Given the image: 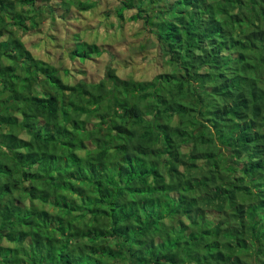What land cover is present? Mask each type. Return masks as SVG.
Returning a JSON list of instances; mask_svg holds the SVG:
<instances>
[{"label": "trees", "instance_id": "trees-1", "mask_svg": "<svg viewBox=\"0 0 264 264\" xmlns=\"http://www.w3.org/2000/svg\"><path fill=\"white\" fill-rule=\"evenodd\" d=\"M59 1L0 0V264H264V0Z\"/></svg>", "mask_w": 264, "mask_h": 264}, {"label": "rangeland", "instance_id": "rangeland-1", "mask_svg": "<svg viewBox=\"0 0 264 264\" xmlns=\"http://www.w3.org/2000/svg\"><path fill=\"white\" fill-rule=\"evenodd\" d=\"M50 2L55 5L56 3L61 4L59 0H56V1L50 0ZM93 2H94L93 4L95 5L99 3V6L97 8L95 7L96 8L95 19L97 20L107 18L108 15L111 14L112 11H114V9L116 10L118 9L117 2L115 0L114 1L94 0ZM129 22L130 21L125 22L126 23L125 30L127 31V33L124 35V37L122 36V39L120 41L114 39L116 41L115 42L112 39H110L109 44L111 47L109 50L113 53H116L119 57V59H117V62H116L117 70L120 71L119 73H122V71L127 70L129 71V73H127V77L129 76V77H133L134 79H136L137 75H141L139 76L140 80H151L154 77L152 75H154L155 71H157V68L155 64L153 63L156 60H149V58H154V59L157 58V49L155 46V41L153 40L154 37L152 38L151 36H149L148 33H145V32L139 33L136 28L132 29L129 25ZM62 26L63 25L59 26L58 29L61 28ZM142 27L143 26L141 25L140 30H142ZM48 28L49 26L45 24V22L40 26V30L44 32L47 31ZM63 32L64 31L60 30L56 34V38H58V42L54 44V46L52 47L53 49L51 48L52 51H54L55 60L46 59L44 55L42 54V51H39L37 48L35 50L39 58L46 59L47 61H49L52 64H55L59 68H62V66L59 64V61H62L64 58L68 59L66 55L67 48L65 47V42H63L65 39ZM43 36L41 34L38 37H35L33 41L31 42H34V43L38 42V40H41L42 38H44ZM82 38L84 41L88 42L89 44L95 43L94 35L88 34V35H84V37ZM69 42H72V38L70 39ZM97 42H99V45L102 48H104V45L107 44V41L97 40ZM123 45H127V47H123ZM142 46H144L143 49L141 48ZM107 59H108L107 56L106 57L103 56L101 58L97 57L96 61L98 62V64L89 63V66L87 67V72H86L88 75V78L95 77L96 79H98L101 69L104 66V64L107 62ZM146 61H150V62L147 64ZM131 65L135 67L133 68ZM160 72H161V69L159 68L158 73Z\"/></svg>", "mask_w": 264, "mask_h": 264}]
</instances>
